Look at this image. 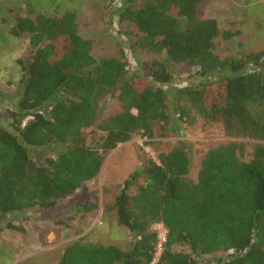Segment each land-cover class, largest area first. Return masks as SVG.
<instances>
[{
    "label": "trees",
    "instance_id": "trees-1",
    "mask_svg": "<svg viewBox=\"0 0 264 264\" xmlns=\"http://www.w3.org/2000/svg\"><path fill=\"white\" fill-rule=\"evenodd\" d=\"M201 1L120 0L115 6L123 32L133 36V51L165 55L147 77L131 73L124 52L95 57L75 10L23 14L10 7L12 19L0 17L13 36H28V56L17 59L18 97L1 106L0 215L56 207L137 133H178L202 116L230 137L255 141L209 149L196 180L188 177V142L148 159L125 179L113 205L134 237L132 246L83 236L66 246L58 264H201L203 255L217 252L229 255L216 264H264V50L216 53L219 36L238 32L198 17ZM176 67L215 79L167 88ZM115 93L119 103L99 121L101 101ZM33 149L45 151L40 161ZM95 207L87 199L79 210ZM155 224L167 231L157 261ZM6 228L23 230L13 223ZM175 244L190 251H176Z\"/></svg>",
    "mask_w": 264,
    "mask_h": 264
},
{
    "label": "rangeland",
    "instance_id": "rangeland-1",
    "mask_svg": "<svg viewBox=\"0 0 264 264\" xmlns=\"http://www.w3.org/2000/svg\"><path fill=\"white\" fill-rule=\"evenodd\" d=\"M118 4L120 0H0V17L12 19L10 7L23 14L33 11L34 14L62 15L68 9L75 10L80 34L92 40L95 57H117L124 52L129 59L131 73L147 77L153 64L163 60L165 55L132 50L133 36L123 32L115 14ZM197 15L215 18L223 31L238 32L229 39L223 36L216 39L215 51L220 56L264 50V0H202L198 4ZM27 43L28 36H13L9 23L0 21V113L1 106L18 97L21 69L17 59L28 56ZM214 79L192 75L176 67L173 79L166 87L197 85ZM118 103V93L104 98L100 104L99 121L108 116ZM182 127L178 133L170 131L160 135L157 132L153 138L137 133L129 141L120 143L106 154L100 173L72 195L60 200L56 207L0 215V228H3L0 232V264H58L66 246L83 236L104 245L129 249L134 237L126 226L118 222L113 205L131 173L140 169L148 159H157L159 153L179 141H185L190 143L192 155L188 177L196 180L202 158L209 149L231 141H244L248 146L255 142L230 137L221 124L206 122L202 116ZM87 134L91 140V129ZM44 153L42 149H33L32 155L40 161ZM87 199L96 207L90 211L79 210V205ZM8 223L23 230L6 228ZM152 228L159 232L165 230L161 224ZM173 248L190 251L182 244H175ZM228 255L227 252L203 255L201 264H216L218 259Z\"/></svg>",
    "mask_w": 264,
    "mask_h": 264
},
{
    "label": "built area",
    "instance_id": "built-area-1",
    "mask_svg": "<svg viewBox=\"0 0 264 264\" xmlns=\"http://www.w3.org/2000/svg\"><path fill=\"white\" fill-rule=\"evenodd\" d=\"M166 233H167L166 229L164 231H160L159 232V236H158L159 241H158L156 256L158 255L160 257V254H161V252L163 250V244H164V242L166 241V238H167L166 237ZM157 260L158 259L155 258V261H157Z\"/></svg>",
    "mask_w": 264,
    "mask_h": 264
}]
</instances>
